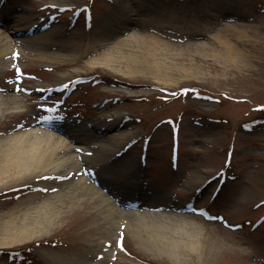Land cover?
Listing matches in <instances>:
<instances>
[{"label":"rangeland","instance_id":"1","mask_svg":"<svg viewBox=\"0 0 264 264\" xmlns=\"http://www.w3.org/2000/svg\"><path fill=\"white\" fill-rule=\"evenodd\" d=\"M86 1L0 2V12L10 14V23L24 17L35 22L33 32L10 33L22 41L8 45L16 51H9L0 68V101L11 98L23 106L15 110L0 104V138L31 117L81 129L73 131L77 136L86 131L79 123L120 120L117 131L131 133L118 157H134L135 167L127 173L118 164L110 167V160L82 163L83 154L97 152L93 141L76 151L80 171L88 173L83 174L86 183L93 184L96 174L121 187V197L101 190L128 212L143 207L166 213L192 201L196 211L189 215L198 223L197 239L201 244L210 241L214 249L203 258L192 252L185 261L173 262L146 245L144 232L106 223L99 199L86 191L77 193L79 200L74 197L73 204L64 200L47 233L0 246V264H57L51 255L64 259L63 264H264V0H91L90 21L85 12L79 18L76 12L56 14L62 7L79 11ZM203 22L210 24L207 30ZM48 31L55 32L50 41H37ZM133 32L141 37H129ZM205 32L227 37L240 50L239 57L219 58L220 52L226 55L225 47L213 40L204 50L196 49L192 43L201 38L193 34ZM149 45L156 48L154 57ZM105 54L114 55L108 62L113 68L90 65ZM156 59L168 67L158 69ZM128 62L138 69L129 73ZM20 69L36 77L18 83ZM61 84L75 87L74 93L60 113L47 117L44 105L55 97L42 96L43 87ZM70 180L69 175L42 174L0 186V224L34 210ZM219 180L223 184L211 197ZM132 186L155 191L156 197L144 194L135 203ZM199 206L214 217H206Z\"/></svg>","mask_w":264,"mask_h":264},{"label":"bare ground","instance_id":"2","mask_svg":"<svg viewBox=\"0 0 264 264\" xmlns=\"http://www.w3.org/2000/svg\"><path fill=\"white\" fill-rule=\"evenodd\" d=\"M9 16L10 14L7 11L0 12V26L2 28L0 29V68L6 63L5 57L9 51L15 50L8 46L10 42L21 40L10 33L25 32V29L29 30L32 24L35 23L32 18L28 17L19 18L18 21L10 23ZM120 19L123 24L124 19ZM203 25L205 30L210 26L208 22H203ZM234 26V24L228 25V27L235 29ZM54 33L48 31L40 37L37 36V41H50L54 37ZM206 33L204 35L202 33L193 34L192 38H201L197 40L198 42L194 41L192 43L196 44V49L204 50L209 47L208 45L210 44L208 42L213 40L215 43L223 44V47H225L224 51H222L226 53L225 56H220L221 52L218 53L217 48L210 47L212 52L218 53L216 55L219 58L228 61L232 54H235V58L239 57L240 50L227 37L220 35V33L215 36H206ZM241 34L243 35L244 32ZM129 37L138 39L141 35L133 32ZM126 42H128V39ZM147 47L150 50L149 55L154 57L157 53L156 48L150 45ZM113 58H115L114 55L105 54L100 58L102 61L92 60L90 65L104 63L108 66V62ZM145 65V68H151L150 63H145ZM155 66L158 69H166L168 67L165 62L157 61V59L155 60ZM126 67L130 68V70H127L129 73L138 69L137 66L129 62L126 63ZM187 68H189L187 65L182 66L183 71L186 73H188ZM1 103L2 105L4 104L5 108L15 110L21 109L23 106L20 100L18 102L12 101L11 98H6L4 101H0ZM3 106L0 105V108ZM33 121L35 122L32 123ZM119 123L120 120L110 122L93 120L85 123V135L77 136L74 134L72 126L37 122L35 118L31 117L24 124L23 130H19V132L10 130L4 137L0 138V186L15 183L33 175L70 174L71 178V182H61L58 189L42 200L39 206H35L34 210H31L35 215L31 214V211H26L21 217H16L17 219L11 217L1 222L0 246H14L47 233L49 227L59 217L61 208L67 202L73 204L74 197L76 198L75 202H77L79 200L77 193L82 195L88 191L91 198L99 199L100 213L105 218L106 223L110 222L112 225L117 222L124 223L134 230L136 234L142 235L141 232H144L143 235H146L147 238H141H143L146 245L156 250L159 254L166 255L173 262L181 263L185 261L192 252H196L199 258H203L214 249V245L210 241L207 244H201L197 239L198 234L195 228L198 223L190 218L188 212L174 209L165 213L157 209L153 211L146 208L128 212L116 207L108 195L103 196V191L101 190L107 188L111 193L123 196L124 193L121 187H112L107 183V178L103 176L98 177L99 179L96 176L100 187L86 183V178L79 172L80 159L76 151L81 150L82 147L92 146L91 143L93 141H96L94 145H97V152L83 154L82 162L93 165L94 163H103L106 160H110L112 161L110 167L118 164L117 166L122 170H128L126 171L127 173H130L131 169L135 167L136 159L134 157L124 156L123 158L121 157L122 159L118 157L119 154L117 153H120L121 145L131 133L130 131H117ZM65 152H68V154L64 155ZM134 189V186H132V190ZM64 200H66V204ZM51 256L57 264L65 262L64 259H59L54 255Z\"/></svg>","mask_w":264,"mask_h":264}]
</instances>
